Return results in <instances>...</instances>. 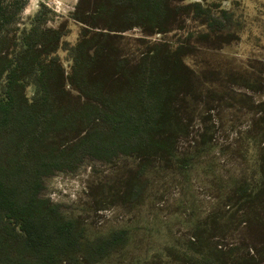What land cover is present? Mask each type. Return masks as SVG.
Listing matches in <instances>:
<instances>
[{"label":"rangeland","instance_id":"374dc122","mask_svg":"<svg viewBox=\"0 0 264 264\" xmlns=\"http://www.w3.org/2000/svg\"><path fill=\"white\" fill-rule=\"evenodd\" d=\"M194 1L210 5L223 26L212 29L190 11L175 15L162 33L134 25L123 8L91 20L101 0H26L14 19L23 26L40 14L41 25L65 32L57 54L66 73L71 60L65 48L77 42L83 21L119 29L111 32L134 60L160 41L187 51L183 58L192 76L173 104L178 124L168 130L171 152L121 154L110 161L87 157L74 171L44 178L41 195L58 204L86 238L127 231L123 248L92 264H187L196 248L208 246L221 248L229 263L255 253L264 264V187L261 196L240 201L236 188L248 180L254 194L261 181L264 0L170 4ZM78 13L87 18L77 20ZM32 90L27 88L29 96Z\"/></svg>","mask_w":264,"mask_h":264},{"label":"trees","instance_id":"16d2710c","mask_svg":"<svg viewBox=\"0 0 264 264\" xmlns=\"http://www.w3.org/2000/svg\"><path fill=\"white\" fill-rule=\"evenodd\" d=\"M170 1L101 0L88 17L123 8L134 25L162 33L175 15L190 11L212 29L223 26L208 4ZM25 4L0 0V264L96 263L127 244V231L86 238L58 204L41 195L44 178L74 171L87 157L110 161L121 154L171 152L168 130L178 124L173 104L192 76L183 58L187 51L160 41L134 60L111 32L119 29L83 21L77 42L65 48L71 60L66 73L57 54L65 32L41 25L40 14L28 25H14ZM263 151L259 190L253 194L244 181L236 186L239 201L261 196ZM225 254L217 246L196 248L187 264H258L255 253L235 263Z\"/></svg>","mask_w":264,"mask_h":264}]
</instances>
